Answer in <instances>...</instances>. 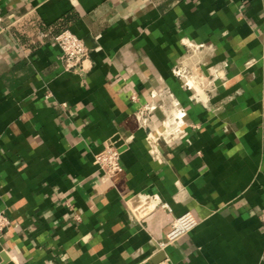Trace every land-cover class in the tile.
<instances>
[{
    "label": "crops",
    "instance_id": "1",
    "mask_svg": "<svg viewBox=\"0 0 264 264\" xmlns=\"http://www.w3.org/2000/svg\"><path fill=\"white\" fill-rule=\"evenodd\" d=\"M0 13V264H264V0H0ZM65 29L88 47L84 73L63 68ZM177 65L210 87H184ZM154 90L185 108L182 135L148 139L163 109L147 127L136 111ZM109 140L110 177L94 161ZM159 201L199 221L163 249Z\"/></svg>",
    "mask_w": 264,
    "mask_h": 264
},
{
    "label": "built area",
    "instance_id": "2",
    "mask_svg": "<svg viewBox=\"0 0 264 264\" xmlns=\"http://www.w3.org/2000/svg\"><path fill=\"white\" fill-rule=\"evenodd\" d=\"M2 20L3 18L0 13V28L2 26ZM53 42L61 51L60 60L64 70L77 73H84L88 70V67L85 65V60L88 57V47L82 38L69 29H65L53 37ZM184 45L190 54H195L206 48L204 43H194L192 41H184ZM173 73L183 80V86L188 89L196 90V87H192L190 84V79H193L197 86L203 88L210 87L211 85L210 79L199 74L196 67L188 69L182 65H177L173 69ZM150 96L152 98L151 102L143 104L136 111L137 120L142 126H149L152 114L159 108L163 109L164 118L161 127L154 129V134L149 131L147 135L148 139L152 140L155 135L165 137L182 135L184 125L183 118L186 115V110L174 97L173 93L170 90H166L164 93L154 90L150 92ZM156 98H158L159 101H156ZM131 99L136 100L137 96L132 94ZM164 99H168L169 103L166 104ZM176 112L179 113L180 116H176ZM166 122H169L168 127L165 126ZM120 155L121 150L117 142L115 140H109L104 145L102 151L94 154V161L102 172L110 177L122 169ZM158 204L168 216L171 212L169 204L162 201H159ZM74 217L76 220H80L78 213H75ZM169 220L170 227L165 234V238L158 243L159 247L162 249L177 241L182 236L190 233L199 223L197 218L190 211L184 212L177 217H170L169 215ZM9 225L10 221L8 216L4 212H0V234L7 231Z\"/></svg>",
    "mask_w": 264,
    "mask_h": 264
},
{
    "label": "bare ground",
    "instance_id": "3",
    "mask_svg": "<svg viewBox=\"0 0 264 264\" xmlns=\"http://www.w3.org/2000/svg\"><path fill=\"white\" fill-rule=\"evenodd\" d=\"M190 84L192 85V87H194V86H193V83L191 82V79H190ZM175 115H176V116H180V114L177 113V112L175 113ZM168 123H169V122H166V123H165V126L168 127Z\"/></svg>",
    "mask_w": 264,
    "mask_h": 264
},
{
    "label": "water",
    "instance_id": "4",
    "mask_svg": "<svg viewBox=\"0 0 264 264\" xmlns=\"http://www.w3.org/2000/svg\"><path fill=\"white\" fill-rule=\"evenodd\" d=\"M3 264H15L13 261H10V260H5Z\"/></svg>",
    "mask_w": 264,
    "mask_h": 264
}]
</instances>
